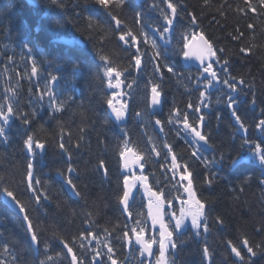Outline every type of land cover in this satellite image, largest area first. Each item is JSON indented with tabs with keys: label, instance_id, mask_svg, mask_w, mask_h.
Returning a JSON list of instances; mask_svg holds the SVG:
<instances>
[{
	"label": "trees",
	"instance_id": "trees-1",
	"mask_svg": "<svg viewBox=\"0 0 264 264\" xmlns=\"http://www.w3.org/2000/svg\"><path fill=\"white\" fill-rule=\"evenodd\" d=\"M168 2L176 6L175 16ZM61 3L0 0V104L17 107L30 121L23 125L13 120L8 140L0 142V193L5 187L13 191L38 238L34 247L23 220L0 194V264H72L73 255L76 264H146L133 235L149 236L146 204L150 200L160 206L149 189L163 201L171 230L175 220L169 214L179 217L180 207L187 205L182 201L188 200L184 189L189 180L195 198L205 204L209 230L197 236L188 226L174 233L178 247L166 252L169 264H241L233 247L245 264H264V163L252 151L255 144L264 146V130L256 127L264 119V4L110 0L106 11L95 0ZM165 15L173 19L171 26ZM197 33L213 46L211 63L220 79L234 78L237 91L231 95L247 133L226 106L229 89L216 81L208 86L209 77L201 76L199 68L182 64L184 44ZM101 56L107 60L102 62ZM105 65L122 73L118 93L125 118L120 121L107 104L117 91L109 87L116 76L107 77ZM165 65L174 66L176 74ZM51 76L57 77L53 85ZM156 85L162 99L152 112L150 90ZM48 89L57 105L65 102L60 111L50 107ZM185 115L208 139L209 148L199 149L196 156L192 152L197 147L182 128ZM28 135L45 143L43 156L26 151ZM245 139L251 144H244ZM61 143L71 157L60 149ZM125 147L132 151L121 156ZM129 153L143 159L141 175L147 177V187L136 179L135 168L123 171L125 163L130 164ZM29 164L39 203L28 186ZM125 176L136 180L137 191L124 212ZM68 178L79 196L69 189ZM246 239L256 256L244 247ZM154 240H159L157 232Z\"/></svg>",
	"mask_w": 264,
	"mask_h": 264
},
{
	"label": "snow or ice",
	"instance_id": "snow-or-ice-1",
	"mask_svg": "<svg viewBox=\"0 0 264 264\" xmlns=\"http://www.w3.org/2000/svg\"><path fill=\"white\" fill-rule=\"evenodd\" d=\"M51 2L53 4H58L59 6H63V4L61 3V0H51ZM96 4L99 5L100 7H102L103 9H105L106 11H108L109 9V4H110V0H95ZM261 4H264V0H260ZM117 7L121 6L119 3L116 5ZM167 7L169 9L172 10L173 16H175V14L177 13V9L176 6L171 3L168 2L167 3ZM255 11V9H253ZM111 14V13H109ZM139 15V14H138ZM113 19H115V17H113ZM195 18H193L194 21ZM164 20L166 22V24L168 26H171L173 24V19L168 18V16H164ZM120 22L117 21V24H119ZM164 33H167L169 31V27H165L164 28ZM129 35H131L129 33ZM161 35L163 36V33H161ZM120 40H125V36L121 35L119 37ZM135 38L133 37V40ZM200 39L204 42L205 45H207V54L211 57H215V53L213 52V46L211 44H209L206 40H204L203 36L200 37ZM152 46L153 48L156 47L155 41L152 42ZM184 47L187 48L188 44L185 43ZM161 55V53H156V56L159 57ZM183 56L185 58L191 59L192 57H190L189 52L185 51L183 52ZM101 61H106L107 57L106 56H101L100 57ZM195 59L201 62L202 67L200 69H198V71H200L201 76H203V74H208L209 80H208V86H210L212 84L213 81H216L217 83H222L227 89H229V94L227 96V100H226V106L232 110L231 114L232 116L235 118V121L237 124H239L240 129H242L245 133H247L248 129L245 127V124L242 122L241 117L237 114V111L234 107V105H236L238 102L234 99V97L231 95V93H234L237 91V87L236 84L234 82V78H224V79H220V77L218 76V73L216 70L213 69V65L212 63H208L206 65H204L203 61L205 59L204 54L202 53H197L195 55ZM217 63L219 62L218 60L216 61ZM135 66L139 69L141 66V59H140V50L137 49V55L135 57ZM167 66V65H165ZM223 68L227 67V61H225V64L222 66ZM157 72L160 71V68L157 67L155 69ZM105 75L109 78H111L113 76V74H115L116 76V83L112 84L111 82H109V87H115V88H119L121 85V80H120V76H121V72L118 71L115 67L112 66H108L105 65ZM167 71L169 73H172L173 75H175V68L174 66H167ZM32 73L36 74L37 73V69L35 67L32 68ZM51 80L54 82L57 80L56 76H51ZM241 83H244V81H241ZM46 89H47V84L45 85ZM151 93H152V97H151V103L153 105H159L161 103V98H162V93L161 91L158 90V85L156 86H152L151 88ZM48 97H49V101H50V107H53L54 111H60L63 104L65 103L64 101H61L59 103V105H57V101H56V97L54 96V94L52 93V91L50 89H48L47 91ZM201 96H204V93H201ZM42 99V97H41ZM252 103H255V100H252ZM108 107L112 109V113L115 116V119L117 121H120L124 118L125 116V106L121 105L120 108H116L113 106L112 100L109 99L107 101ZM189 107H192V105H189ZM196 112H200V108L197 107L195 109ZM264 111V110H262ZM20 120L21 123L23 125H28L29 124V119L27 118L26 115H22L19 112V109L17 107H14L12 105H8L7 107H5L3 104H0V142H6L8 140V128L11 125V123L13 122V120ZM200 121L202 122L204 120V116L201 115L200 116ZM155 123L157 125L161 124V121L159 119H157L155 121ZM256 127L258 129L264 130V119H261L259 121V123L256 125ZM184 128L185 130H189L192 137H193V144L194 145H198L199 142H204L205 144L208 143V139L206 137V135L202 134L201 131H198L196 127L189 125L188 121H187V116L185 115L184 117ZM161 131H163V129H161ZM128 141H124V144L127 145ZM244 144H251V141L248 139H245ZM24 145H25V149L28 153L32 154L33 156L36 154L35 150L36 149H41V150H45L46 145L44 142L35 139L32 135H28L26 140L24 141ZM243 146V145H242ZM60 149L63 150L64 152L68 153L69 157H71V152H69V150L65 147V145L63 143H61L59 145ZM132 149L131 148H127L125 147L124 150H122L120 152L121 156H124L126 152H131ZM199 151V148L197 147L193 152L192 155L196 156L197 152ZM253 153L258 156L261 160L262 163H264V146H262L261 144H255L253 146L252 149ZM141 160V157L139 155L136 156V161L139 162ZM172 165L173 167H177V163H176V156L173 155L172 156ZM100 167L104 168L105 164L103 161H101L100 163ZM125 168L128 167V164L125 163L124 165ZM143 167V166H141ZM32 169V165L29 164L28 165V179L30 181L29 183V188L33 189V195L36 197V201L37 203H39L40 201V196L38 195V193L36 192L35 189V185L33 183H31L32 179H33V173L31 171ZM69 172L73 171V169L71 167H69L68 169ZM136 179H140L145 181L144 183V187H147V177L146 176H142V177H136ZM181 179H188L187 175H182ZM40 181H35V184H39ZM66 183L68 185H70L72 187L73 192L79 196L80 193L78 191H76V186L73 184V181L71 178L66 179ZM124 184L127 186L128 185V177L125 176L124 177ZM185 192H187L190 196V199L188 201H182V203H186L188 205L187 208H181L180 209V215L179 217H176V214L173 212L171 214H169L172 219L175 220V224L174 226L171 227L170 229V224H166L164 222V218L163 215H155L152 217V223L153 225L159 224V240L155 241L153 240L152 242H148L145 243L142 239V236H137V243L142 244L143 246V250L146 251L149 256L153 255L152 253V243H156L158 242L159 244V256L156 258V262L155 264H169V261L165 259V255L166 252H169V250H175L178 247V241L175 240L174 237V233L176 235L179 234L180 229L182 228V226L185 224V222L187 220L190 219V224H191V228L194 230L195 235L199 236L201 234V230H203V232L207 233L209 230V226L207 223L208 220V216L205 213V204L201 202V200L196 199L195 198V192L192 190V181L189 180L188 185L185 187L184 189ZM130 192H131V188H128V190L123 192V203L127 206L128 201H129V196H130ZM2 195H4L7 198H10L11 201L16 204L19 207V211L21 213L25 212V208L20 204V201L17 199V197L14 195L13 191L9 190L8 188H3L2 193H0ZM149 195L152 197H156L157 200L160 201V206L163 205V201L160 200V197L158 196V194L156 192L151 191V189H149ZM127 210V209H126ZM24 220H28L29 217L28 215H25ZM32 230V225L31 223H29V231ZM141 233L143 232V229H140ZM31 240L33 243H38V238L37 235L35 233L32 234L31 236ZM244 247L247 248V252L250 253L252 256H256L258 253L256 250H254V248L252 246H250V241H248L247 239L244 241ZM256 249H260V245H256L255 246ZM69 252H71V249H68ZM112 249L109 248V253H111ZM264 251V250H262ZM232 252L235 253V255L240 259L241 264H245L244 262V257L241 256L240 251L237 250L236 247L232 248ZM204 254L205 256L208 255V250L207 248L204 249ZM111 258V257H109ZM76 260L77 257L75 255L72 256V264H76ZM250 264V262H249Z\"/></svg>",
	"mask_w": 264,
	"mask_h": 264
},
{
	"label": "water",
	"instance_id": "water-1",
	"mask_svg": "<svg viewBox=\"0 0 264 264\" xmlns=\"http://www.w3.org/2000/svg\"><path fill=\"white\" fill-rule=\"evenodd\" d=\"M201 36H203L201 33H198L197 35H193V36L190 38L189 42L187 43V44H188V47L184 49V52H185V51L189 52V55H190V57H192V58H191V59H188V58H185V57L183 56V57H182V62H183L184 65H193V66H195V67H202L201 62L195 59V55H196L197 53H202V54H204V56H205V59H204V61H203L204 65L210 63V56L207 54V45H205L204 42L200 39ZM203 38H204V40H206V38H205L204 36H203ZM206 41H207V40H206ZM207 42H208V41H207ZM205 74H206V73H205ZM206 75H208V74H206ZM151 97H152V93H151V96H150V105H151V107L154 108L155 106H159V105H153V104L151 103ZM184 130H185V128H184ZM185 131L190 133L189 130H185ZM190 134H191V133H190ZM191 136H192V135H191ZM198 145L201 146V147H207V144H205V143L202 142V141L199 142ZM38 151H39L41 154L44 153V150L38 149ZM140 161H141V160H140ZM140 161H139V162H140ZM128 188H131V192H130V196H129V201H128V204H127V206H126V205L122 202V201H123V198H122V201H121V209H122V211H126V209H128L129 204H130V202H131V199H132V197H133V195H134V190L132 189V187H131V185H130V180H129V179H128V185L126 186V185L124 184V190L126 191V190H128ZM3 202H4L6 205H8V206L11 208V210L14 211V212H15V213H16V214H17V215H18V216L24 221L26 227H27L28 230H29L28 222H27L26 220H24V218H23V217L25 216L24 212L21 213V212L19 211V207H18L16 204H14V203L11 201L10 198L5 197L4 195H3ZM30 235L32 236L31 231H30ZM141 236H142L143 241L145 242V235H141ZM32 243H33V242H32ZM145 243H146V242H145ZM33 245L36 246V243H33ZM134 245H135L136 247H138V248H141V249L143 250V246H142V244L137 243V236H134ZM152 249H153V246H152ZM143 252H144L145 255L148 257V259L151 258V256H149V254H148L146 251L143 250Z\"/></svg>",
	"mask_w": 264,
	"mask_h": 264
},
{
	"label": "rangeland",
	"instance_id": "rangeland-1",
	"mask_svg": "<svg viewBox=\"0 0 264 264\" xmlns=\"http://www.w3.org/2000/svg\"><path fill=\"white\" fill-rule=\"evenodd\" d=\"M121 105H122V103L118 99H116L114 101V103H113V106L116 107V108H120ZM111 111H112V109H111ZM148 209H149V222H150V225L154 229V231H158V236H159V231H160L159 224L153 225V223H152V217L155 216V215H158V214L159 215H163L164 222H165L164 212L162 211V209H160V210L157 211L156 207L154 205H152V204L151 205L150 204L148 205ZM187 226H190L191 227L190 219L185 222V224L182 226L181 229H185ZM158 256H159V253H158L157 257ZM165 259H166V255H165Z\"/></svg>",
	"mask_w": 264,
	"mask_h": 264
}]
</instances>
